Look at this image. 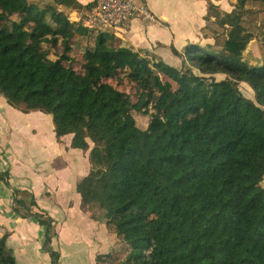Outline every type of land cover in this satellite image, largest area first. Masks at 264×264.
<instances>
[{"label": "trees", "instance_id": "trees-1", "mask_svg": "<svg viewBox=\"0 0 264 264\" xmlns=\"http://www.w3.org/2000/svg\"><path fill=\"white\" fill-rule=\"evenodd\" d=\"M93 7L78 0H0V94L23 113L52 116L58 139L72 135L74 149L89 151L90 172L77 186L82 206L113 226L123 244L98 261L264 264V63L249 66L243 58L252 35L241 14L208 2L206 20L227 29L226 55L190 44L183 54L172 48L184 60L180 70L156 60L152 66L146 52L100 33L85 50L79 75L70 54L75 39L92 31L69 12ZM51 48L60 50L56 59ZM121 66L134 82L154 79L158 97L146 129L136 124V107L106 83ZM216 74L226 79H213ZM239 83L253 90L254 100ZM188 84L195 94H180ZM14 195L16 211L46 228L44 250L59 264L51 247L54 221L33 194ZM6 240L0 238V264H16Z\"/></svg>", "mask_w": 264, "mask_h": 264}, {"label": "crops", "instance_id": "crops-1", "mask_svg": "<svg viewBox=\"0 0 264 264\" xmlns=\"http://www.w3.org/2000/svg\"><path fill=\"white\" fill-rule=\"evenodd\" d=\"M140 1L155 21L134 20L118 38L123 46L175 65L180 59L172 48L183 54L203 39L207 0ZM83 14L69 12L74 22ZM72 139L57 138L52 116L23 113L0 94V238L7 236L16 264H52V258L43 247L46 228L16 211L15 191L33 194L39 210L54 221L51 247L60 255L59 264H107L98 258L123 246L113 226L82 206L77 186L90 172L89 151L74 149Z\"/></svg>", "mask_w": 264, "mask_h": 264}, {"label": "rangeland", "instance_id": "rangeland-1", "mask_svg": "<svg viewBox=\"0 0 264 264\" xmlns=\"http://www.w3.org/2000/svg\"><path fill=\"white\" fill-rule=\"evenodd\" d=\"M207 2L217 6V10L223 13H232L237 12L241 14L242 25L244 26L247 33L252 35V39L247 45L246 49L243 52V58L249 66H261L264 63V2L262 0L257 1H247L244 5L239 3V0H207ZM136 5H140V0H134ZM218 10V11H219ZM215 11H212L214 14ZM70 16V15H69ZM17 16L13 17L16 19ZM71 18V16H70ZM35 24L28 26V31L30 32ZM91 37H84L75 39L76 44L74 45L73 51L70 54V57L73 61L77 63L76 70L79 75L84 74L85 61L84 52L87 48L94 47L95 38L99 33L91 32ZM227 29L216 24L215 18L207 20V25L203 32V39L198 42L201 48L208 51L217 52L221 55H226L223 52L222 47L227 39ZM78 41V42H77ZM60 50L50 49V58L56 59L57 53ZM144 54V53H143ZM149 59L153 63L156 61H162L168 66L174 67L176 69L183 68L184 60L179 58L180 61H177V64H169L158 55L153 53H146ZM176 58V56H175ZM92 61V60H91ZM108 68H113L110 63H105ZM122 71H115L114 75L106 79V83L116 87L120 92L123 93L124 100L123 104H130L132 107H136V110L132 111V115L135 118L136 124L142 129H146L150 121V113L152 112V107L156 103L157 93L154 91V79L153 77L146 78L139 82H134L132 78L126 76L128 74V68L126 66H121ZM154 74L160 76L163 82L170 81L166 76L162 75L159 71L153 68ZM194 73L200 75L198 70L193 68ZM213 79L217 81H223L226 79L224 74H216L213 76ZM173 83V82H172ZM176 86L174 85V88ZM194 85L188 84L180 94L182 95H194L192 93ZM239 89L244 97L247 99L254 100L253 90L245 83H239ZM264 186V182H263ZM101 212L97 215H103Z\"/></svg>", "mask_w": 264, "mask_h": 264}, {"label": "built area", "instance_id": "built-area-1", "mask_svg": "<svg viewBox=\"0 0 264 264\" xmlns=\"http://www.w3.org/2000/svg\"><path fill=\"white\" fill-rule=\"evenodd\" d=\"M136 19L155 21L146 5H136L134 0H94L93 9L80 15L76 22L92 32L120 38Z\"/></svg>", "mask_w": 264, "mask_h": 264}]
</instances>
